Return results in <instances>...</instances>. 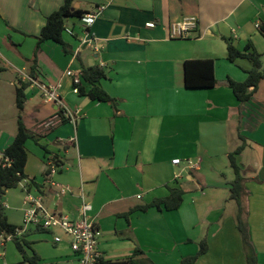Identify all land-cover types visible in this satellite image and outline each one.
<instances>
[{
	"label": "crops",
	"instance_id": "0c3cea01",
	"mask_svg": "<svg viewBox=\"0 0 264 264\" xmlns=\"http://www.w3.org/2000/svg\"><path fill=\"white\" fill-rule=\"evenodd\" d=\"M63 2L0 0V157L12 144L21 116L29 133L48 149L27 141L26 180L40 185L34 186L36 196L52 213L76 219L82 197L90 203V216L101 231L98 248L106 260H122L140 249L152 264H180L196 255L206 239L208 251L195 264H247L237 203L230 199L235 175L228 174L229 154L244 145L237 156L245 179L244 217L258 262L264 264V80L249 102L240 103L229 80L244 82L251 63L230 62L226 45L230 39L243 51L252 43L264 64V35L256 27L264 23V0H73V9L87 13L104 6L90 29L98 51L85 46L75 56L84 31L71 18L63 33L71 53L53 41L36 52L46 19ZM189 17L198 19L197 30L186 39H172V24ZM150 23L155 26L148 27ZM34 58L37 84L61 83L59 93L75 123L54 119L58 109L44 102L36 83L25 90L24 109L17 108V90L26 83ZM209 59L215 63L217 85L187 89L185 62ZM82 66L106 71L100 85L116 100L115 107L73 91L65 74L81 73ZM52 155L64 163L56 182L72 190L62 196L44 182ZM176 159L180 163L175 165ZM171 189L184 191L179 209L154 207L123 216L168 197ZM22 205L24 209L13 208L23 212L24 220V201ZM57 232L29 228L23 234L41 264H74L69 236ZM55 236L62 241L55 243ZM9 242L0 241V264H11L10 251L21 264Z\"/></svg>",
	"mask_w": 264,
	"mask_h": 264
},
{
	"label": "trees",
	"instance_id": "16d2710c",
	"mask_svg": "<svg viewBox=\"0 0 264 264\" xmlns=\"http://www.w3.org/2000/svg\"><path fill=\"white\" fill-rule=\"evenodd\" d=\"M73 0H64L63 5L55 12H53L47 19L39 36L37 37L36 52L40 46L46 41H53L62 46L65 54L71 53L68 45L63 40V33L66 30L67 21L71 18L80 19L83 15L87 14L82 9H73ZM260 30L264 35V23L260 26ZM227 45V58L230 62L235 63L238 60H247L251 63V68L247 70V79L244 82H237L232 79L229 80V86L232 89L235 97L244 104L251 100L253 95L258 90L261 82L264 80V64L261 55L254 49L252 43H248L243 51L239 50L232 40L226 39ZM36 54V53H35ZM36 58H34L29 77L36 80ZM4 71L0 67V73ZM81 84L78 87V95L87 97L91 101L100 103H109L113 107L116 106V100L112 98L100 85L101 80L107 78L106 71L100 66L85 67L82 66L81 70ZM184 80L185 87L190 90L196 89H212L217 85L215 77V63L213 60H189L184 64ZM31 85L27 81L23 84L16 93L17 108L19 111L24 109L26 95L25 90ZM61 122L66 123L70 121L59 112ZM35 140L40 147L48 152L46 146L39 143V139L32 136L22 120L18 118V131L12 142L3 152L2 164H0V235L5 238L11 237L17 250L22 256L21 264H41L40 257L32 248V242L27 240V236L19 234L22 227L11 224L6 214V207L2 198L10 189L17 188L20 183L28 179L25 174V168L28 162V152L26 143L28 140ZM241 140L243 137L240 138ZM244 149V145L238 147L234 152L229 154L230 166L233 169L235 179L230 187V199L237 203V228L241 237L243 252L245 254L247 264H260L258 262L257 253L252 245L248 223L244 217V207L242 198L245 195L244 182L242 170L237 164V156H239ZM58 156V155H56ZM5 159L11 161L10 165L3 166ZM31 185L40 188L34 179L29 180ZM184 200V191L181 189H171L168 197L157 199L151 204L136 207L129 213L123 216L128 218L130 213L136 210L147 211L150 208H164L167 211H174L181 207ZM39 231H42L38 229ZM26 249L33 251L29 255ZM208 251V243L203 239L200 243L199 251L196 255L184 258L180 264H195L197 260L206 254ZM99 264H152V262L145 257V253L136 249L130 257L122 260H100Z\"/></svg>",
	"mask_w": 264,
	"mask_h": 264
},
{
	"label": "built area",
	"instance_id": "2783aa9c",
	"mask_svg": "<svg viewBox=\"0 0 264 264\" xmlns=\"http://www.w3.org/2000/svg\"><path fill=\"white\" fill-rule=\"evenodd\" d=\"M103 10L104 6L101 5L95 11L87 13L80 18L84 35L80 37V45L74 53L75 56L78 55L85 46L98 51V38L91 35L90 29L100 17ZM198 25L199 21L196 17L185 18L180 22L172 24L170 27V37L172 39H186L191 33L197 30ZM147 26L153 28L155 24L150 23ZM256 27L260 29L259 25H256ZM65 75L72 79L73 91L78 93L77 86L81 84V74L68 70ZM26 79V82L29 81L31 84H37L36 80H33L30 77ZM37 85L41 91L44 102L56 105L58 111L54 119H61L59 116V112H61L65 118L70 119L74 123L76 122V117L71 111L67 110L59 93V90L62 87L61 83L54 85L38 83ZM51 123L52 122L47 125H51ZM74 141V139H71L69 142L74 143ZM2 160H4L3 155L0 157V164H2ZM10 163L11 161H9V159H5L3 166L10 165ZM179 163V159L173 161V164L175 165ZM189 165L193 166V163L189 161ZM63 168L64 163L62 159L56 155H52L49 156L46 161V171L44 173L45 184L57 189L58 194L61 196L72 192L71 188L62 186L55 180V177ZM24 182L27 183V185H24ZM22 186L26 193L24 200L26 209L22 230L19 231V234L25 233L30 226L45 232L61 231L69 236L71 240L70 248L76 259L74 264H99L100 260L105 259L103 253L98 248L101 231L95 220L90 216V213L92 212V205L90 203L85 202L82 197L79 216L76 219H73L68 215L52 213L47 210L43 204L42 198L40 196H34L31 193L30 181L24 180ZM8 239H11V237L5 238L3 235H0L1 242L5 243ZM61 241V237H54L55 243H60Z\"/></svg>",
	"mask_w": 264,
	"mask_h": 264
},
{
	"label": "rangeland",
	"instance_id": "374dc122",
	"mask_svg": "<svg viewBox=\"0 0 264 264\" xmlns=\"http://www.w3.org/2000/svg\"><path fill=\"white\" fill-rule=\"evenodd\" d=\"M84 1V0H83ZM84 7H89L88 4L85 2ZM77 21L80 22V19H76ZM70 22V21H69ZM67 22V25L68 27H70V23ZM262 59V58H261ZM30 147V150H32L31 148V145L29 146ZM231 147H233V145H231ZM220 168H221V171H223V173H226L227 174V170H225V168L223 167V165L221 164L220 165ZM229 171H230V176H232L234 174L233 170L231 167H229L228 169V174H229ZM39 179V178H38ZM31 193L36 196L37 195V191L36 189L34 188V186H32V190H31ZM26 197V193L24 190H22V187L21 186H18L17 188L15 189H10L7 191L6 195L2 198L3 202L6 204V214H7V217H11V220H9L10 223H13L14 225H17L19 227H22L23 226V212L21 211H17L15 210L13 207L15 206H18V207H22L23 208V201ZM82 205V204H81ZM24 209V208H23ZM26 209V207H25ZM9 219V218H8ZM29 228H31V230L35 231L37 230L35 227L33 226H30ZM28 228V229H29ZM36 233V232H35ZM61 235H63L64 233L63 232H57ZM40 236H46V237H49L50 235H52L51 233H40L38 234ZM12 240V239H11ZM8 246L12 247V250L14 249V251L16 252V254H18L19 256V261H21V254L19 253V251L17 250L14 242H9ZM200 246V245H199ZM8 260V259H7ZM5 261H6V258H5ZM9 262L11 264H18V262H15V260L13 259V255L11 253V251L9 252Z\"/></svg>",
	"mask_w": 264,
	"mask_h": 264
}]
</instances>
